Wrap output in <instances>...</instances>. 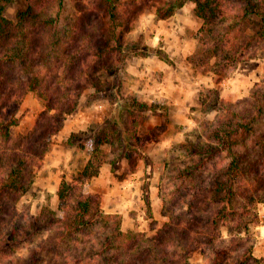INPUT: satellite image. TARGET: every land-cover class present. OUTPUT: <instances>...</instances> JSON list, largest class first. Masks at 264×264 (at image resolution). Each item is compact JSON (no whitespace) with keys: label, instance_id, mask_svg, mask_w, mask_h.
I'll return each instance as SVG.
<instances>
[{"label":"trees","instance_id":"obj_1","mask_svg":"<svg viewBox=\"0 0 264 264\" xmlns=\"http://www.w3.org/2000/svg\"><path fill=\"white\" fill-rule=\"evenodd\" d=\"M14 1L0 0V258L12 262L17 244L34 241L29 226L44 220L46 230L56 227L59 232L50 247L51 264H189L196 248L211 264H264L246 235L257 219L258 204L264 202V139L254 127L264 121V88L255 90L252 107L245 112L225 108L230 117L208 121L206 139L222 145L229 161L212 180L201 175L197 186L182 182L164 195L163 212L169 220L151 237L124 231L122 217L105 212L100 195L86 188L109 161L100 146L109 143L106 135L99 144H82L89 159L83 169L62 179L57 211L46 207L40 216L26 217L17 206L43 166L51 138L64 127L84 92L97 85L99 70L115 55L116 44L139 14L155 8L157 17L166 19L192 1L202 20L196 34L201 56L193 63L201 68L214 60L213 71L219 75L255 54L253 41L264 39V0H97L103 11L95 0H75L77 12L64 41L60 20L50 13V0H23L24 7L12 20L4 11ZM100 13L113 31L106 40ZM250 17H257L259 26L249 35L244 27ZM130 48L140 49L134 43ZM30 92L44 109L31 129L14 136L11 129L20 124L18 113ZM135 106L153 107L142 102ZM242 138L252 140L244 150L237 149ZM142 139L124 138L123 156H140ZM197 171L192 169V176ZM156 223L152 217V229ZM223 226L229 237L223 235ZM41 247L39 243L31 248L32 259L40 256Z\"/></svg>","mask_w":264,"mask_h":264},{"label":"rangeland","instance_id":"obj_2","mask_svg":"<svg viewBox=\"0 0 264 264\" xmlns=\"http://www.w3.org/2000/svg\"><path fill=\"white\" fill-rule=\"evenodd\" d=\"M95 1L98 10L103 11L101 2ZM50 4V13L60 20L64 41L77 12L76 1L50 0ZM24 5L23 0H16L8 5L4 15L15 20ZM100 21L105 34L102 38L106 40L113 31L101 13ZM201 25L192 1L166 19H159L155 8L138 15L122 42L116 44L115 55L99 70L97 85L84 92L75 111L67 116L64 126L67 122L68 128L51 138L43 166L17 203L26 217L40 216L46 207L58 210L57 189L62 179L83 169L89 159L87 152L81 150L82 144H99L105 135L109 143L100 146L108 153L109 161L86 188L100 195L105 212L116 213L110 211L114 207L122 211L117 214L122 217L124 231H140L149 237L169 220L163 212L164 195L169 196L175 185L182 182L197 186L201 175L212 180L227 164L229 159L223 146L206 139L210 133L207 123L218 116L230 117L225 108L245 112L252 107L255 90L264 88V39L253 41L252 58L218 75L213 71L214 60L201 68L193 63L195 57L201 56L196 36ZM258 26L259 19L250 17L244 33L253 34ZM133 43L140 47L136 48L138 54L131 51ZM142 45L153 50L141 48ZM181 45L185 50H180ZM162 90L170 96H156ZM219 99L223 101L214 104ZM136 102L153 107L137 109ZM43 109L44 104L30 92L18 113L20 124L11 129L12 134L31 129ZM254 127L258 137L264 139V121ZM136 137L143 138L140 156L128 159L123 156L124 138L134 142ZM250 141L242 138L237 149L244 150L245 143ZM209 143L214 144L212 148ZM192 169L198 170L194 176ZM256 212L257 219L246 235L250 237L253 254L264 257V202L258 204ZM152 217L157 222L155 229L151 228ZM48 226L44 220L29 226L35 234L31 237L34 241L17 244L18 255L13 261L0 258V264H51L50 247L59 232L56 227L46 230ZM222 232L230 236L227 227L223 226ZM39 243L40 256L32 259L31 248ZM189 264H211V260L196 248Z\"/></svg>","mask_w":264,"mask_h":264},{"label":"crops","instance_id":"obj_3","mask_svg":"<svg viewBox=\"0 0 264 264\" xmlns=\"http://www.w3.org/2000/svg\"><path fill=\"white\" fill-rule=\"evenodd\" d=\"M180 50H185V48H182V45L180 46ZM170 96V93H168V92H165V90H162V92H159L158 93V95H156V96ZM68 125H67V122H66V124H65V126H64V128H62V130H60V132H63L66 128H68L67 127ZM63 134V133H62ZM116 198V197H115ZM114 202H116V200L114 201ZM117 203V202H116ZM110 211L111 212H118V213H122V211H118L115 207L114 208H111L110 209ZM124 213V212H123ZM124 218V217H123ZM125 221V220H124Z\"/></svg>","mask_w":264,"mask_h":264}]
</instances>
